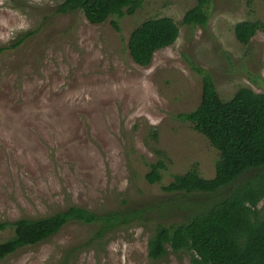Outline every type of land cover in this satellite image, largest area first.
<instances>
[{
	"label": "rangeland",
	"instance_id": "obj_1",
	"mask_svg": "<svg viewBox=\"0 0 264 264\" xmlns=\"http://www.w3.org/2000/svg\"><path fill=\"white\" fill-rule=\"evenodd\" d=\"M141 1L133 15L92 25L82 13L58 14L63 0H0V47L35 33L0 54V224L71 206L140 209L147 220L93 240L70 264H151L147 244L157 224L186 221L204 210L202 202L227 195L228 189L215 198L162 188L195 167L203 178L216 176L219 151L176 118L201 103L194 66L213 77L224 101L243 87L264 92V33L243 45L234 31L242 21L264 22L262 1L211 0L208 23L194 27L183 19L197 0ZM163 17L177 24L178 40L157 51L151 65L136 64L127 48L131 32ZM159 159L167 168L152 185L146 176ZM97 226L71 222L0 264H57L93 239ZM13 234L0 229V243ZM160 264L191 262L187 254H171Z\"/></svg>",
	"mask_w": 264,
	"mask_h": 264
},
{
	"label": "trees",
	"instance_id": "obj_2",
	"mask_svg": "<svg viewBox=\"0 0 264 264\" xmlns=\"http://www.w3.org/2000/svg\"><path fill=\"white\" fill-rule=\"evenodd\" d=\"M247 1L253 4L255 0ZM210 4L211 0H197L196 6L185 14L183 23L205 26L210 18ZM141 6V0H63L57 13H82L90 24L101 25L112 17L133 15ZM113 26L119 32L118 23L114 22ZM234 31L238 42L248 45L258 33H264V22L242 21L235 25ZM34 34L27 32L10 46L0 47V54L19 48ZM179 34L180 29L171 18L147 20L131 32L129 55L136 64L147 67L157 51L176 43ZM194 71L201 76V103L196 110L178 114L176 118L192 124L219 151L216 176L203 178L195 167L174 176L162 188L167 194L215 198L227 189L228 192L212 205L202 202L200 207L204 210L186 221L157 224L147 244L149 260L151 264H160L171 254H187L191 264H264V204L259 207L264 202V92L243 87L224 101L213 77L201 67L194 66ZM166 168L164 160L159 159L151 166L147 181L152 185L161 182ZM71 222L98 225V231L86 245L67 250L57 264H70L72 258L76 261L78 253L89 243L116 228L147 223V220L140 209L96 213L71 206L38 219L1 223V230L12 228L14 234L0 243V261L21 248L49 240Z\"/></svg>",
	"mask_w": 264,
	"mask_h": 264
}]
</instances>
